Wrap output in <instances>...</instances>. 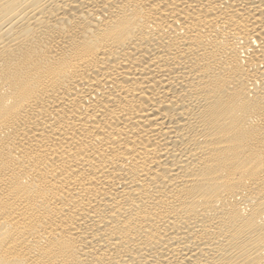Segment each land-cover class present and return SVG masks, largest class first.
Returning <instances> with one entry per match:
<instances>
[{
  "label": "bare ground",
  "instance_id": "obj_1",
  "mask_svg": "<svg viewBox=\"0 0 264 264\" xmlns=\"http://www.w3.org/2000/svg\"><path fill=\"white\" fill-rule=\"evenodd\" d=\"M0 264H264V0H0Z\"/></svg>",
  "mask_w": 264,
  "mask_h": 264
}]
</instances>
